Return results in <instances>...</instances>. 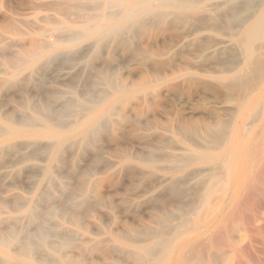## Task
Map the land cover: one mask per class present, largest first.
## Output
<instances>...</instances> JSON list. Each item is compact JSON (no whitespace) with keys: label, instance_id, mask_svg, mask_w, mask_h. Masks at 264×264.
Instances as JSON below:
<instances>
[{"label":"bare ground","instance_id":"1","mask_svg":"<svg viewBox=\"0 0 264 264\" xmlns=\"http://www.w3.org/2000/svg\"><path fill=\"white\" fill-rule=\"evenodd\" d=\"M134 1H137V0H134ZM66 2H67V0H66ZM96 3L99 4L98 2H95V4ZM106 3H108L109 5L112 4L111 7L113 5H117V4L121 5V7H120L119 11L115 13V15H113L114 13L112 14L113 10L112 11L109 10V11H111L109 13H108V11H106L108 13V15H107V13H106V15L101 14L102 16L99 18H96V19H93V17H92L91 18L92 20H90L91 22H88L84 25L86 37H87V35L97 34V33H101L104 36L108 33L113 32L120 25L127 23V22H130V21L139 22L141 20L140 21L141 23L147 22V21H149V19L151 20V18H147V15L152 14L154 9H158L159 7H162V6L174 7L175 9H177L179 11L178 13H175L174 18H184L187 21V23L189 24L188 27L192 28L191 29L192 32L191 33H184L183 32V34H182V32L180 34L178 32H176L178 34H173L170 38L167 39L168 41L164 44V48L166 50L174 48V47L180 45L181 43H183L184 41H186L190 37V35H196L194 37L195 38V40H194L195 42L193 44L194 47L192 46L193 47V54L191 53L193 55V58L194 59H198V58L200 59L201 57L205 58V56H208V55H217L219 57V61L216 64H212V65L206 64L208 67L210 66V69L204 63V65H205V67H207V69H203L205 67L202 66L201 68H199L200 70L198 71V74L197 75L193 74L190 78L191 83H197V81H199L200 79L203 80V79L208 78L205 81H202L205 83L203 84L204 86H203L202 90H200V93L202 92V95L204 96L205 101H207L208 103L205 105L204 108H202L203 109L202 112L199 111V113H202L199 117H194V115H196V113L193 114V112L190 113L188 111L185 112L183 110H175V111H171V112L167 111V112H169V116H168L167 120L166 121L163 120L164 122H160L159 120L153 119L151 117V115H153V114H150V112L152 110H149V108L146 106V97H145L146 95L145 96H139V98H138L139 103H137V105L132 104L134 106L131 108L130 113H132V114H130L125 109V106L122 105V104H125L127 102V98H129V97L126 98V97L121 95L122 92L129 89L127 86L123 85V82H122V84H119V85H115V86L112 85L114 88V91H115L114 93H111L112 95H110V92L105 93L103 88L98 87L101 90V92L98 94V97H96L97 99H94L95 95H93V93H94V91L96 92L99 89L95 90V88L93 87L94 91H90V92H93L91 94L88 91V94H90L92 97L93 96L94 97L92 98L89 95V98H87L88 97L87 96L86 99L88 100V102L94 103L93 106L98 107L99 113L97 115L89 118L88 117L89 112H87L86 116L88 118L85 119V121L82 124L80 121L82 120L83 116L78 115L80 113H78V114L74 113L76 115L75 117L77 119L80 116L78 122L75 121L77 124L80 122V126L76 128V126L71 125L74 128H72V130L69 132H66V133L60 132V131L59 132H52V130H50L49 126L51 127L50 124H52V122H50V121L55 120L54 119L55 117L53 116L55 113L54 114L52 113L51 116L54 118L50 117V119H51L50 120L48 118L49 114H50L49 112H48V115L45 114L48 117H46L43 120L44 123L42 125H39V127H36V125H35L36 120H34L35 121L34 125L28 124V125L23 126L24 128L21 130V133L23 135L30 136V137H48L52 141V150H51L50 160L42 168L44 177L46 179L45 181L48 184L53 183L56 180L53 167L55 165H57V163H59V162H60V164H61V162L63 163V160H64L63 154H64V151H67V150H65V148L68 145H70L71 143L78 140L80 134L86 133L81 138L84 141L86 138V135L88 133H93V132L95 133L97 131V129H100L98 127L99 126L102 127L103 126L102 123H104L106 121L114 122V127L115 126H118V127L122 126V129H123V127L126 128L125 129L126 132L123 131V133H121V135L122 134L124 135V137L121 136L122 138H126L127 137L126 134H128V138L130 136V138L132 137L133 140L137 141L141 145H144V147H147V150L146 151L143 150L141 155L139 153L140 156H138L137 158H138V161L140 160L142 162V164L146 167L147 171L149 172L150 176H152V179H153V185H149V186H151L150 193L145 197V199H143V202L140 201L142 204H144V205L146 204V207L148 208V212H149L150 218H151V222L149 221L150 224H145L144 223L145 221H144L143 222L144 224L141 223V224H138L135 226L125 227L122 231L119 230L120 232H118V233H116V231L113 230L115 228H113L112 229L114 231L113 234L116 233L115 234L116 240H111V241L110 240H101V239L98 240V239H94L91 237H89V238L85 237L86 240L84 239V240L80 241V242H82L80 245L78 244L79 245L78 246L79 251L77 254L73 253L72 256H67L66 254H64V253H66L64 250V253H62V254H64V256L62 257L64 264H89L88 256L91 257V255L94 253H99L101 255V258L99 256L98 258L100 260L99 261L97 260L93 264H229V262H231V264H241L240 263L241 258L243 257L244 251H246V250L243 251V249H245L244 245L246 244V247H248V243H246L247 240L245 241V244H243V246L241 244L243 241L242 232H245V233H247L248 231L252 232V230H253L252 229V219H251L252 217L248 215L250 218L245 219V220H247L246 223H244L243 225L239 223L235 226L230 227L229 229H227L225 231L226 232V242H225L223 248L220 246V244L223 243V241H221V240L219 241V239H221V238H218V236H217V235H219L218 233L220 232V229H219L220 226L214 225V223H213L214 221L213 222L210 221V218L212 217V215H215L218 212L224 213L225 208L227 207V205H229V204H224L226 199H231V200H229L231 202L235 201L234 198L237 199V197L233 198L231 196V192L233 191L232 187L234 189H236V185H237L236 179H237L240 172H243L246 176L250 175L253 178H257V177L261 176V173L264 172V0H148V1L144 0L142 2L139 1L138 4H132L131 2H129L127 0H107ZM122 3H124V4L122 5ZM103 5H106V4L103 2L102 6ZM96 6L97 5H95L94 7L96 8ZM106 7H108V6H104V8H106ZM117 7H119V6H117ZM98 8L102 9L103 7L98 6ZM85 11H86V9H85ZM96 11H97V8H96ZM124 11H128V14L121 18V16H122L121 14ZM93 13L90 15L93 16L96 12L94 14ZM109 14H112V15H109ZM166 14L169 15L168 13H166ZM170 14H172V13H170ZM95 16H98V14H96ZM158 16H160V15L158 14ZM173 16H174V14H173ZM83 17L80 18L79 22H81V20L85 21V19ZM87 17H88L87 19H89V15H87ZM164 17H162V18L164 19ZM65 18H67V16ZM69 18H67V20H69ZM118 18H120V19L117 23H115V24L109 23L111 20L118 19ZM145 18H147L148 20L146 19L147 21H145ZM157 18H159V17H157ZM179 20L181 21V19H179ZM59 21L60 20H57V21L52 20V22H57V23H59ZM72 21H74V20H72ZM75 22H77V20ZM62 23H64V22H62ZM174 23H176V21ZM184 23H185V21H184ZM63 28H65V27H63ZM47 29L49 30V28H47ZM68 29L69 30H66V32L72 30V29L70 30V28H68ZM74 30H76V29H74ZM77 31L79 32V30H77ZM62 32H60V33H62ZM66 32L63 33L64 37L61 36V38L62 37L65 38V35L67 37L68 32L67 33ZM116 34H117V32H116ZM70 35H71V33H70ZM70 35H68L67 38H70V39H71V37H75V39L79 38L78 37L79 34L76 35L78 38L74 35H71V36ZM97 36L95 35L94 37H97ZM61 38H58L57 41ZM67 38H65V39L67 40ZM81 38H84V37L82 36ZM98 38H96V39H98ZM42 41H44V40H42ZM66 42H68V40ZM51 43L46 42V43H44V45L45 44L50 45ZM39 44H41V42H39ZM52 45H53V43L51 44V46ZM48 46H46V47H48ZM41 47H42V44L40 45V48ZM65 47H67V45ZM40 48L35 47L34 50H31L30 52H28V59L25 60L24 59L25 57H24L23 61L19 60V56L16 55L18 53H16V54L12 53L11 56H14V55H16L14 57L18 56L17 60H15L12 64L10 63L11 66H15L14 70L11 71L12 74L18 75L24 69L34 67L39 62V60L41 58H43V56L46 53L45 48H41V49ZM9 53H11V52H8V55H9ZM64 54L66 55L65 51H64ZM64 54L62 53L60 55H64ZM8 55H6V56L11 58V56L10 55L8 56ZM20 56H21V54H20ZM22 57H20V58H22ZM52 58H51V60H52ZM204 58L203 59L201 58L200 61L204 60ZM209 58H208V60L210 61L213 57L211 59H209ZM205 60H207V59L205 58ZM47 61H48V59H47ZM209 61H208V64H209ZM7 62H8V60H7ZM190 62H192V61H190ZM190 62H188L187 64H189ZM214 62H216V61L215 60L212 61V63H214ZM0 63H2V62H0ZM187 64H186V66H188ZM192 64L190 63V65H192ZM210 64H211V62H210ZM190 65H189V67H187L188 69L193 68V66L191 67ZM42 66L39 65V67H41V68H42ZM211 67H212V69H211ZM184 68H182V69H184ZM6 69H7V67H6ZM37 72L38 71H36V73ZM110 73H112V72H110ZM189 76H190V74H189ZM102 79L106 80L107 82H109L111 84L113 83V82H111L109 74H107V72H105V71L102 72ZM197 79H199V80H197ZM185 80H186V78H185ZM94 81L95 80H93V82ZM119 81L121 82V80H119ZM100 83H101V81H100ZM145 83L146 82H144L142 84H145ZM95 85H97V82ZM69 86H72V88H73V85L69 84ZM175 87H177V86H175ZM90 90H92V89H90ZM63 91L64 90H62L60 94H62V93L64 94L65 91L64 92ZM107 91L108 90H106V92ZM50 92H51V90H50ZM56 92H59V91H56ZM68 92H71V91L68 90ZM118 93H120V94L116 95ZM85 95H87V91H86ZM110 96H113V97H110ZM171 96H173V93ZM46 97L47 96H45V98ZM55 97H56V95H55ZM47 98H49V97H47ZM50 99H51V97H50ZM48 100L49 99H47L46 102H43V104L48 103ZM52 100L54 101L55 99H52ZM69 100L70 99H68V102H69ZM53 101L50 100L49 103L52 102L51 104L54 105L56 100L54 101V103H53ZM70 101H74V99L71 98ZM192 101L191 102L189 101V102L192 103ZM74 102L76 103V101H74ZM65 103H64V106H65ZM76 104H78V103H76ZM52 105L50 106L51 108L54 107ZM67 105L65 107L67 115H69L70 113L72 114L75 110H77V108L74 109V107H73L74 103L71 104V102H70ZM75 106H78V105H75ZM82 106L83 105H81L80 107H82ZM55 107H54V109L57 108V107L56 108ZM89 107H91V106H89ZM89 107H88V110L90 109ZM84 108L86 109V106ZM162 109L166 110L165 108H162ZM47 110H49V109L47 108ZM62 110L59 111V109H58L57 112L58 113L62 112ZM81 110H83V108ZM85 111L83 113L86 114ZM57 112H56V114H58ZM64 112H62V113H64ZM62 113H60V114H62ZM197 114H198V112H197ZM65 115L66 114L64 113L62 116H65ZM55 116H57V115H55ZM115 116H117V120L115 119ZM60 117H61V115H59V118ZM164 118H166V117H164ZM57 119L58 118H56V120ZM73 120H76V119H73ZM73 120L71 119L70 121H73ZM64 121H66L65 123H67V120H64ZM69 122L67 123V125L62 124L63 121H62V123L60 122L58 124H59V127H61V125L62 126L64 125L65 127L66 126L70 127L68 125ZM30 123H32V122L30 121ZM55 123L56 122H54L53 124L55 125ZM22 124H25V123L22 122ZM26 124H27V122H26ZM58 124H56V125H58ZM71 124H74V123L71 122ZM106 126L108 127V125H106ZM104 127H105V125H104ZM107 127H106V129H107ZM109 128L111 129V126H109ZM103 130L105 131V128ZM104 131H102V132H104ZM107 131H110V130L107 129ZM98 132H100V131H98ZM4 134H7V133H3L2 135H4ZM117 134H119V133H117ZM125 135H126V137H125ZM87 137L89 138V136H87ZM95 138H99V136L97 135V136H95ZM114 138H116V140H118L117 137H114ZM128 138H126V139L128 142H130L131 140H130V138L129 139ZM91 139L92 138H90V140ZM39 142H37V143H39ZM86 142H85V144H86ZM92 142L93 141L91 140L90 144H92ZM137 142H135V143L137 144ZM33 143H35V142H33ZM76 143L77 142H75V144ZM131 143H133V141ZM39 145H38V149H37V146L35 147L37 149V151L40 150L39 148H41V147H39ZM41 145H42V143H41ZM92 145L94 146L95 142ZM128 145H130V144H128ZM34 146H35V144H34ZM70 146H72V145H70ZM121 146H123L124 151L121 150V147H120V148H118L120 150L119 153L121 151L125 152L124 143ZM88 147H89V145H88ZM98 147H99V145H97V148ZM129 148L130 147H128V149ZM128 149H127V152L129 153L130 150H128ZM137 149H138V146H137ZM74 150H76V148ZM37 151L35 150V152H37ZM81 151H83V150L81 149ZM134 151H137V150H134ZM102 152L106 153V151H102ZM47 153H48V151H47ZM119 153L115 152V155L117 156V154H119ZM128 153L122 154L121 155L122 158L128 157L129 156ZM71 154L72 153L67 154V155L70 157ZM96 154H95V156L97 157V159H101L99 157V155L98 154L96 155ZM111 155H113V154H111ZM48 158H49V156L47 157V159ZM106 158H107V156H106ZM106 158L104 157V159H106ZM112 158H114V157H112ZM117 158L118 157H116V159ZM133 158H135V157H133ZM67 160H69V159H67ZM107 160H108V158L106 159L105 163L102 161L101 162L103 164H106ZM43 161H45V160H43ZM69 161L65 160V163L69 162ZM71 161H72V158H71ZM94 162L95 161L93 160L92 163H94ZM97 162H100V161L98 160ZM76 163L78 165V162H76ZM67 164L70 165L71 163L70 164L67 163ZM97 164L95 165L96 167H97ZM108 164H109V162H108ZM108 164H106L105 166H107ZM59 166L61 167L62 165H59ZM92 166H93V164H92ZM92 166H91V168L94 167V166L93 167ZM130 167H129L128 163H126L125 168L124 167L123 168L125 170L126 168L130 169ZM101 168H102V165H101L100 169ZM97 169L95 168V171ZM131 169L137 170V168L136 167L133 168V166ZM159 169H162L163 172L158 173L157 171ZM57 170L60 171L59 168ZM87 170H88V168H87ZM115 170H118V168ZM80 171H82V170H80ZM143 171L145 172V170L142 169V173H143ZM39 172H40V170H39ZM115 172H119V171H115ZM126 172H125V174H126ZM128 172H131V171L128 170ZM140 172H138V173H140ZM83 173H82V175H83ZM86 173H84V174H86ZM98 173H102V171L98 172ZM40 174H42V173H40ZM63 174H65V172H63ZM69 174L70 173H68L67 177L69 176ZM90 174H92V173H89V175ZM113 174H114V172H113ZM127 174H131V173H127ZM135 174H137V173H135V171H134V176H135ZM110 175H111V173H110ZM117 175H118V173H117ZM122 175H124V174L122 173ZM34 176H36V175H34ZM65 176L66 175H64V178H66ZM124 176H127V175H124ZM57 177H58V175H57ZM128 177H129V175H128ZM142 177H143V174H142ZM86 178L87 177H85V179ZM112 178H114V177H112ZM129 178L131 179V177H129ZM133 178H135V177H133ZM138 178H140V177H138ZM82 179H84V178H82ZM115 179H116V177H115ZM122 179L123 178L121 177V180ZM126 179L127 178L125 177V180ZM148 179H150V178L148 177ZM87 180L82 181V182L79 181V185L75 184V186L76 185L78 186L77 189H79V193L82 192V194H84L83 189H85V187L87 186V184L85 185V183H88ZM132 181L133 180L131 179V181H130L131 185H132ZM137 181H139V180H137ZM137 181H133V182L138 183ZM37 182H39V181L37 180ZM65 182H67V181H65ZM148 182L151 183L150 181H148ZM111 183H112V180H111ZM126 183H125V181H123L122 184L126 185ZM136 183H135V185H136ZM145 183H146V180H145ZM94 185H93V187H94ZM147 185L148 184H146V186L144 185V187L147 188ZM60 186L61 185H59L57 188H59ZM50 187H51V185H50ZM127 187H129V186H127ZM144 187H142V188L140 187L141 190ZM49 189H51V188H49ZM49 189H40L36 198L30 199L31 197L30 198L28 197L29 200H28V198H26L27 200L25 199L27 201L28 206H29L28 207V211H29L28 213L29 214H27V215L35 216V217H38L37 219H40V222L39 221L38 222L40 223L41 226L39 227V225L37 224L38 222L36 223L37 224L36 228H38V229L36 230L35 234H33V232H32L34 228L31 231L32 235L27 236L26 234H24V233H28V232L31 233V232L26 230L27 228L24 229L23 225H22L23 230L19 229V228L17 230L16 225H15L16 230H14V229L9 230V232L7 230H5V231L3 230V232L1 231L2 233L0 234V252H1L2 257L0 258V264H11V263L15 262L18 258H22L24 260L25 264H54V262L52 263V261L47 260V259H49V257L47 259L46 258L42 259L43 256H40L41 258L40 257L34 258V256H33L35 254V251L37 252V250H35L36 245L43 246V248L45 246H49V247H51V249L54 252L59 253L61 251L62 246L65 244L64 243L65 240H67V237H68L67 235L70 234L69 233L66 235L64 242H61L60 240L59 241L61 243L58 242L59 238L57 239V237H56L57 243L54 240H51L54 243H49L50 239H51L50 236H52V239H53L54 235H58L60 233H57L55 230L54 232H56V234L53 233L51 235L53 230H51L50 225H48L49 223L47 222L48 223L47 224L46 221L50 222V219L56 217L59 214V212L63 210L61 207L59 210V207H57L59 205H57V206L53 205V203L56 201H57L56 203H59L61 201V199H58V200L55 199V201L53 199L54 202L52 201V203L50 201L49 202L47 201L53 196L52 195L53 192H51L52 190L50 191ZM60 189H61V187H60ZM93 189L96 190L95 188H93ZM106 189H107V187H106ZM115 189H113V190H115ZM123 189L124 188H122L120 190H123ZM259 189H261V188H259ZM75 190L76 189L73 187V193ZM94 190H93V192H92V189L90 191L92 193H94L95 192ZM113 190H111V191H113ZM126 190H128V189H126ZM144 190L148 192L149 188L144 189ZM250 190L251 189H248L247 192L248 191L250 192ZM71 191H72V189H71ZM103 191H101V192H103ZM132 191H134V189ZM143 191H142V193L144 194L145 192H143ZM113 192L115 194L116 191H113ZM66 193H67V191H66ZM127 193H128V191H127ZM140 193H141V191H140ZM55 194L56 193H54V195ZM67 194L70 195L69 193H67ZM105 194H106V192H105ZM114 194H111V195H114ZM116 194H115V196H116ZM128 194H130V193H128ZM135 194L138 195L137 192L134 193V196H136ZM246 195H248V194L246 193ZM251 195H252V193H251ZM251 195H249V196H251ZM19 196H17V198H18L17 202H19V200L22 199L21 197L19 199ZM55 196H56V198H60V196L57 197V194ZM55 196H53L52 198H54ZM98 196H100V195H98ZM140 196H141V194H140ZM100 197H102V196H100ZM110 197H113V196H110ZM97 198H98L97 200L100 201L101 204L104 203V201H103L104 198H99V197H97ZM124 198L127 201L128 198L123 197V199ZM244 198H246V197H244ZM64 199L67 202V199L63 198L61 201L62 204H63V202H65V201H63ZM71 199L72 198H70L69 200H71ZM84 199L86 200L87 198H84ZM84 199H83V201H84ZM118 199H120V197ZM118 199H116V200H118ZM129 199L127 202L130 201ZM258 199H259V197H258ZM263 199H261V202L264 201ZM116 200H113L114 201L113 203H116L117 202ZM45 201H47L49 203V205L52 204L53 206H49V207L47 206V208L43 209L44 206H42V204H43V202L45 203ZM126 201L124 200V202H126ZM25 202H23V204H22L23 206H25V204H26ZM47 202L45 203L46 205H47ZM261 202H260V204H262ZM20 203H21V200H20ZM56 203H54V204H56ZM240 203H242V202H240ZM74 204H75V207H74V210H75V208L77 207L76 202ZM108 204L109 203H107V205ZM117 204H115V205H117ZM17 205H19V204H17ZM66 205H68V204L66 203ZM123 206H124L123 204H122V206H120L121 211L123 209ZM139 206L141 207V205H139ZM133 207H135V206H133ZM144 207L142 208L141 211H143L145 209ZM124 208H125L124 211H127L126 207H124ZM127 208H128V206H127ZM258 208H259V206H258ZM70 209L72 211L73 207H70ZM132 209L133 208L131 207V210H129L130 211L129 213H131ZM262 209H264V207ZM69 210H66L64 212L65 213L68 212L70 215ZM118 210L116 208L117 212L115 211V213H118ZM138 211H140V209ZM72 212L74 213V211H72ZM123 213L124 212H122V214ZM135 213H137V211L136 212L132 211V213L130 215L132 216V214H135ZM259 213H260V211H259ZM62 214H64V213H62ZM139 214H141V213H139ZM64 215H62V216H64ZM124 215H126V214L124 213ZM124 215L122 216V218H124ZM228 215H230V214H228ZM72 216L73 215H70L69 217L67 216L68 217L67 219L70 218V221H71ZM109 216H111V215H109ZM126 216L128 217V213ZM137 216H139V215H137ZM143 216H144V213H143ZM74 217L76 218V216H74ZM227 217H225V218H227ZM259 217H261V216H259ZM19 218L22 219L21 217H19ZM25 218L26 217L23 216V220ZM41 218L44 219V221L41 220ZM131 218L132 217H129L130 222H131V220H130ZM30 219L34 220L35 218L33 219V217L32 218L30 217ZM76 219H74V220H76ZM230 219H231V217H230ZM26 220H27V218H26ZM26 220H25V222H26ZM32 220H31V222H33ZM54 220H52V221H54ZM74 220H72V221H74ZM68 221L69 220H67V222ZM117 221L118 220H116V222ZM25 222H23V223H25ZM41 222H42V224H41ZM54 222H56V221H54ZM118 222H120V220ZM104 223H105V221H104ZM117 223H115V224L117 225ZM19 224H20V220H19ZM19 224H17V227ZM119 224L120 223H118V225ZM106 225H107V223H106ZM80 226L82 227L83 225H80ZM96 226H95V229H96ZM212 227H214L213 230H211ZM54 228H55V225H54ZM56 228H58V227L56 226ZM85 228H86V226L84 227V229ZM117 228H119V227H117ZM65 229H66V227H65ZM90 229H91V227H90ZM87 230H88V228H87ZM22 232H23L24 236H26V237H24V238L21 237L23 235ZM65 232H66V230L64 231V233H61V234H65ZM70 232H71V230H70ZM100 233H102V232H100ZM94 234H96V231H94ZM108 239H109V237H108ZM21 240H22V247L20 246L21 248L18 249L19 251H17V253H12L11 252V250L13 249L12 246L14 244H15L14 246H16L17 245L16 242H18V241L20 242ZM117 241H120L121 243H117ZM251 241H252V239H251ZM258 241H261L260 237H259ZM72 242L73 241H71V244H73ZM259 243L262 244L263 242L261 241ZM67 244H68V242H67ZM240 245L244 248H241ZM263 245H264V243H263ZM225 246H226V248H225ZM38 248H39V246L36 247V249H38ZM40 248H42V247H40ZM263 248H264V246H263ZM249 249L251 250V247H248V250ZM39 251H40V249H39ZM33 252H34V254H33ZM74 252H75V250H74ZM258 252H259V250H258ZM42 253H43V251H42ZM261 253L263 254V252H261ZM48 254H50V253H48ZM250 255L252 256L253 252H251ZM250 255H248V256H250ZM251 256L249 257L250 259H252ZM55 257H57V256H55ZM92 257H95V256L92 255ZM91 259H93V258H90V260ZM263 259H264V257H262L261 260H263ZM252 260H254V262H255L257 259L254 256V258ZM55 261H56V259H55ZM263 261L259 262V263L263 264ZM241 262H243V261H241ZM256 262H258V261H256ZM58 263L56 261V264H58ZM259 263H256V264H259ZM242 264H244V263H242Z\"/></svg>","mask_w":264,"mask_h":264},{"label":"rangeland","instance_id":"2","mask_svg":"<svg viewBox=\"0 0 264 264\" xmlns=\"http://www.w3.org/2000/svg\"><path fill=\"white\" fill-rule=\"evenodd\" d=\"M94 1L95 0H93V1L92 0H67V2H66V0H0V62H2V63H0V134L1 133L2 134L7 133L4 135H2V134L0 135V234L3 232V230L4 231L7 230L8 232H9V230H13V229L16 230L15 225H16L17 230H18V228L22 229V225H23L24 229L27 228L26 230H28L30 232L34 228L32 232H33V234H35L36 230L38 229V228H36V225L38 224L39 227L41 226L39 223L40 219H37L38 217H35V216L27 215V214H29L28 213L29 212L28 211L29 206L27 204L26 198L31 197L30 199H34L38 195L40 189L51 188L49 190L50 191L52 190L51 191V192H53L52 195L55 196L57 194V197L60 196V198H56V196L54 198H52L53 197L52 196L49 200H47L48 202L50 201L52 203L53 199H54V201H55V199L56 200L61 199V201H62L63 198H66L67 202L65 199L63 200V201H65V202H63V204L60 200H59L60 202L58 201L59 203H56L57 201L56 202L53 201L54 203H56V204L53 203L54 206L59 205V206H57V207H59V210H60V207L63 210L61 209L62 211L59 212L60 215L58 214L56 217L50 219V222L46 221V223L47 222L49 223V224L48 223L47 224L50 225L51 230H53L51 235L53 233L56 234V232L60 233L58 235H54L53 239H52V236H50L51 239H50L49 243H54L51 240H54L57 243L56 240L58 238H59L58 242H60V241L64 242L66 235L70 233L69 235H67L69 238L67 237L68 241L65 240V242H64L65 244L62 246L61 251L59 253L54 252L51 249V247H49V246H45L44 247L45 249H44L43 246L36 245L35 250H37V252L35 251V254L33 252V254H34L33 256H34V258H38L40 256H43L42 259H45V258L47 259L49 257V259H47V260L52 261V263L54 262V264H56V261H57V263L60 261L58 264H64V262L62 260V257L64 256V254H66L67 256H72L73 253L77 254L79 251L78 246L82 243L80 241H82L84 239L86 240L85 237H87V238L91 237V238L98 239V240L101 239V240H110L111 241V240H116L115 234L122 231L125 227L135 226V225H138L141 223L142 224H144V223L150 224L151 218H150V214L148 212V208L146 207V204L144 205L140 201L143 202V199H145V197L150 193L151 186H149V185H153V179H152V176H150L149 172L147 171L146 167L142 164V162L140 160L138 161V158H137L138 156L141 155L143 150L144 151L147 150V147H144V145H141L137 141L133 140L132 137L130 138V136H129V138L131 141L129 140L130 142H128L126 139V138H128V134H126L127 137L125 135L126 138H122V137H124V135L123 134L121 135V133H123V131L126 132L125 131L126 128L123 127V129H122V126H119V127L115 126L114 127V122L106 121V122L102 123V125H103L102 127L101 126L98 127L100 129H97V131L95 133L94 132L88 133L89 135L88 134L86 135V138L84 140L85 142L87 141L86 144L81 139L82 136H84L86 134V133H83V134H80L79 139L75 141V142H77L76 144H75V142H73L70 144L72 146L68 145L65 148V150H67V151H64L63 163L61 162V164H60V162H59V163H57L58 166L55 165L54 166L55 168L53 167L56 180L53 183L48 184L45 181L46 179L44 177L42 168L50 160L51 150H52V141L48 137H30V136L23 135L21 133V130L24 128L23 126L28 125V124L34 125V122H35L34 120H36L35 125H36V127H39V125H42L44 123L43 120L46 117H48L46 115H48V112H49L50 113L49 117H48L49 119H50V117L51 118L55 117L54 118L55 120H56V118L59 119V120L57 119L56 121L55 120L50 121V122H52V124H50L51 127L49 126L50 130H52V132H59V131L64 132V133L69 132L72 130V128H74L73 126H76V128H77L80 126V122L82 124L85 121V119H87L88 117L90 118V117L95 116L99 113L98 107L93 106L94 103L88 102V100L86 99L87 96H88L87 98H89V95L91 93H93L90 91H94V88H95V90H98L99 89L98 87H100V88L104 89L105 93L110 92V95H112L111 93L115 92L113 86L122 84V82H123V85H125L129 88L128 90H125L124 92L121 93L122 96H124L126 98L129 97V98H127V102L125 104H122L123 106H125V109L128 111V113L131 112V108L134 105H137V103H139V99H138L139 96H145L146 95L145 96L146 97V106L149 108V110H152L151 111L152 113L149 111L150 114L154 115V116L151 115V117L153 119L159 120L160 122L166 121L168 116H169V112L175 111V110H183L185 112L188 111L190 113L193 112V114L196 113V115H197V116L194 115V117H199L202 114V113H199V111L202 112L203 111L202 108H204L205 105L208 103L207 101H205V98L202 95V92L200 93V90H202V88L204 86L203 84L205 83L202 81H205L208 78L203 79V80L197 79V80H199V81H197V83H191L190 78L193 74L197 75L198 71L200 70L199 68H201L202 66L205 67L206 64L207 65L216 64L219 61V57L217 55L205 56V58L207 60H205L204 57H201L202 59L204 58V60H202V61H200L201 58L200 59L199 58L198 59L193 58V55H192L193 54V47H194L193 44L195 42L194 37L196 35H190V37L186 41H184L183 43H181L180 45H178L174 48H171L168 50H166L164 48V44L168 41L167 39L170 38L173 34H178V33L180 34L181 32H182V34H183V32L184 33H191L192 32V30H191L192 28L188 27L189 24L187 23V21L184 18H174L175 13L179 12L174 7L162 6V7H159L158 9H154L152 14L147 15V18H151V20L149 19V21H147L148 19L145 18V21H147V22L141 23L140 22L141 20L139 22L130 21V22H127V23L120 25L113 32L108 33L104 36L101 33H97V34L87 35V37H86L84 25L88 22H91L90 20H92L91 19L92 17H93V19L99 18L102 15H106V13H107L106 11H108V13H109L112 10L114 11V12L112 11V14L114 13L113 15H115V13L118 12L120 7H121V5H118V4L113 5L111 7L112 4L109 5L108 3H106L107 0H96L95 2H98L99 4H97V3L95 4ZM127 1L131 2L132 4H138L139 1L142 2L144 0H137V1L127 0ZM103 2L106 5L102 6ZM123 4L124 3H122V5ZM95 5H97L96 6L97 11H96V8L94 7ZM98 6H101L103 8L102 9L98 8ZM104 6H108V7L104 8ZM117 6H119V7H117ZM85 9H86V11H85ZM109 10H111V11H109ZM93 12L94 13L96 12V13L94 14ZM92 13L94 14L93 16L90 15ZM108 13H107V15H108ZM166 13H168L169 15H167ZM170 13H172V14H170ZM96 14H98V16H95ZM112 14H109V15H112ZM127 14H128V11H124L121 14L122 15L121 18L126 16ZM158 14L160 16H158ZM173 14H174V16H173ZM87 15H89V19H87L88 18ZM66 16H67V18L70 17L71 19L69 18V20H67V18H65ZM81 17H83L85 19V21L81 20V22H79ZM157 17H159V18H157ZM162 17H164V19ZM119 19L120 18L113 19L109 23L115 24L119 21ZM179 19H181V21ZM52 20L53 21L54 20H56V21L60 20V21H59V23H57V22H52ZM72 20H74V21H72ZM76 20H77V22H75ZM175 21H176V23H174ZM184 21H185V23H184ZM62 22H64V23H62ZM63 27H65V28H63ZM47 28H49V30ZM68 28H70V30L71 29L72 30L67 31L68 32L67 33L66 30H69ZM74 29H76V30H74ZM77 30H79V32ZM64 31L68 35H70V33H71V35H74V36L79 34L78 35L79 38L76 36L78 39H75V37H71V39H70V38H67L68 35H67V37L65 35V38H67V40H68V42H66L67 40L65 38H63L64 37L63 33H65ZM60 32H62V33H60ZM116 32H117V34L118 33L119 34L117 35ZM176 32H178V33H176ZM95 35L96 36L98 35V36L94 37ZM61 36H63V37L61 38ZM82 36L84 38H81ZM58 38H61V39H59L60 41L59 40L57 41ZM96 38H98V39H96ZM42 40H44L45 42ZM39 42H41V44H42L41 48H45V51H46L43 58H41L39 60V62L34 67L26 68L22 72H20V74L13 75L11 71L14 70L15 66H11V64L15 60L18 59V56H19L20 61H23L24 57H25L24 58L25 60L28 59V52H30L31 50H34L35 47L40 48L41 44H39ZM46 42L47 43L52 42L53 45L51 46L52 43L50 45L49 44L44 45V43H46ZM66 45H67V47H65ZM46 46H48V47H46ZM64 51H65L66 55L64 54ZM8 52H11V53H9L10 56L12 53H14V54L18 53V54H16L18 56L14 57V56H16V55H14V56H11V58L7 57L6 55H8ZM62 53L65 56L60 55ZM20 54H21V56H20ZM20 57H22V58H20ZM207 57L208 58L210 57L209 59H211L212 57L213 58L209 61ZM51 58H52V60H51ZM47 59H48V61H47ZM7 60H8V62H7ZM214 60L216 62L212 63V61H214ZM190 61H192V62H190ZM208 61H209V64H208ZM188 62H190L191 64L193 63L194 65L193 64L190 65V63L187 64ZM210 62H211V64H210ZM204 63H205V65H204ZM186 64L188 66H186ZM39 65L40 66L43 65L42 68L39 67ZM189 65L191 67L193 66V68L188 69L187 67H189ZM6 67H7V69H6ZM207 67H205L203 69H207ZM212 67H211V69H212ZM182 68H184V69H182ZM208 68L210 69V66ZM35 70L38 72L36 73ZM104 71L107 72V74H109L111 82H113L112 84L107 82L106 80L102 79V72H104ZM110 72H112V73H110ZM189 74H190V76H189ZM185 78H186V80H185ZM93 80H95L97 82V85H95L96 82L95 81L93 82ZM99 80L101 81L102 84L100 83ZM119 80H121V82ZM144 82H146V83L142 84ZM69 84L73 85L74 89L72 88V86H69ZM175 86H177V87H175ZM89 88L92 90H90ZM61 89L65 91L64 94L63 93L60 94L62 91ZM50 90H51V92H50ZM68 90H70L71 92H68ZM106 90H108V91L106 92ZM56 91H59V92H56ZM86 91H87V95H85ZM88 91L90 94H88ZM100 92H101L100 89L96 92L94 91V93H93V95H95L94 99H97L96 97H98V94ZM172 93H173V96H171ZM119 94L120 93H118L116 95H119ZM55 95H56V97H55ZM45 96H47L49 98H47V97L45 98ZM50 97H51V99H50ZM70 97L73 98L74 101H76V103H78V104H76L74 101H70L71 100ZM110 97H113V96H110ZM47 99H49L48 103H46L47 105L45 103L43 104V102H46ZM52 99L56 100V101L54 100L55 103ZM68 99H70L69 102H68ZM50 100L53 101L54 105L51 104L52 102L49 103ZM189 101L190 102L192 101V103H190ZM70 102H71V104L74 103L73 107H74V109L77 108V110H75L76 112L74 111L72 114L70 113L69 115H67L65 107ZM64 103H65V106H64ZM50 104L54 107L57 105L59 108L57 106H56L57 108L56 107L55 108L57 110L59 109V111L64 108L62 110V112L65 111L64 113L67 115V116L65 115L67 118L65 116H62L64 113H62V112L58 113L57 110L54 109V107L51 108ZM132 104H134V105H132ZM75 105H78V106H75ZM81 105H83L84 107L86 106L87 110L83 106L80 107ZM89 106H91V107H89ZM79 107L81 109L83 108V110H81ZM88 107L90 108L89 110H88ZM47 108L49 110H47ZM162 108H165L166 110H163ZM84 111L86 112V114L83 113ZM167 111H169V112H167ZM56 112L59 115H61L60 118L62 120L59 118V115L56 114ZM87 112H89L88 117L86 116ZM197 112H198V114H197ZM52 113L53 114L55 113L53 115L54 117L51 116ZM60 113H62V114H60ZM74 113L75 114L80 113L78 115L83 116V118L81 117L82 120L78 124L76 122H78L80 116L77 119L75 117L76 115ZM130 114H132V113H130ZM55 115H57V116H55ZM164 117H166V118H164ZM63 119L67 120V123L71 119L72 120L76 119V120L69 122L68 125L70 127H68V126L65 127L64 125H67V123H65L66 121H64ZM115 119L117 120V116H115ZM30 121L32 123H30ZM62 121H63V123H62ZM22 122L25 124H22ZM26 122H27V124H26ZM54 122H56L55 125L53 124ZM60 122L62 124H64L63 126L61 125V127H59V124H58ZM71 122H73L74 124H71ZM56 124H58V125H56ZM71 125H73V126H71ZM104 125H105V127H104ZM106 125H108V127ZM109 126H111V129L109 128ZM106 127L110 131H107ZM104 128H105V131L103 130ZM101 130L104 132H102ZM98 131H100L101 133ZM117 133H119V134H117ZM97 135L99 136V138H95V136H97ZM87 136H89V138ZM114 137H117L118 140H116V138H114ZM90 138H92L91 139L93 141L92 144L95 142V145H94L95 147L92 144H90L91 143ZM132 141H133V143H131ZM134 141L137 142V144ZM33 142H35V143H33ZM37 142H39V143H37ZM126 142L130 145H128ZM41 143H42V145H41ZM123 143L125 145L124 146L125 152H123L124 151L123 146H121V145H123ZM34 144H35V146H34ZM96 144L99 145L98 148H97ZM38 145L41 148H39L40 150L37 151ZM88 145H89V147H88ZM36 146H37V149L35 148ZM73 146L76 148V150H74L75 148ZM137 146H138V149H137ZM120 147H121V150H123V151H121L119 153L120 150L118 148H120ZM128 147H130V148L128 149ZM81 149L83 151H81ZM127 149L130 150L129 153L127 152ZM35 150L37 152H35ZM134 150H137V151H134ZM47 151H48V153H47ZM102 151H106V153L102 152ZM115 152H118L119 154H117V156H116ZM70 153H72V154L69 157L67 154H70ZM96 153L99 155V157L101 159H97V157L95 156ZM124 153L125 154L128 153L129 156L122 158L121 155ZM139 153H140V155H139ZM111 154H113V155H111ZM46 156L47 157L49 156V158L47 159ZM106 156L109 160V161L107 160V162H106V164H108V162H109V164L107 166H105L106 164L102 163V162L105 163V161L107 159ZM111 156L114 158H112ZM104 157L106 159H104ZM116 157H118L119 159L118 158L116 159ZM133 157H135V158H133ZM66 158L69 159L70 161L67 160ZM71 158H72V161H71ZM94 158L97 161L99 160L100 162H97ZM92 159L95 161L94 163H92V161H93ZM43 160H45V161H43ZM65 160L69 161V162L65 163ZM76 162H78V165ZM67 163H69V164L71 163V164L68 165ZM126 163H128L129 167L131 166L130 169L133 166V168L136 167L138 171L136 169L130 170L129 168H126L124 170ZM92 164L96 169L98 168L96 171H95V168L92 166ZM96 164H97V167L95 166ZM59 165H62V166L60 167ZM101 165H102V168H101L102 170L100 169ZM91 166L94 169L91 168ZM58 168L60 169V171L57 170ZM87 168H88V170H87ZM117 168H118V170H115ZM127 169L131 172H128ZM142 169L145 170V172L147 174L144 171L142 173ZM39 170H40V172H39ZM80 170H82V171H80ZM100 170L102 171V173H98V172H101ZM62 171L65 172V174H63ZM115 171H119V172H115ZM134 171L138 175L135 174V176H134ZM83 172L84 173L87 172V173L84 174ZM113 172H114V174H113ZM125 172H126V174H125ZM138 172H140V173H138ZM157 172L162 173L163 170L159 169ZM40 173H42L43 175ZM68 173H70V174L67 177ZM82 173H83V175H82ZM89 173H92V174H90L91 176L89 175ZM110 173H111V175H110ZM117 173H118V175H117ZM122 173L124 175H127V176L122 175ZM127 173H131V174H127ZM142 174H143V177H142ZM34 175H36V176H34ZM57 175H58V177H57ZM64 175H66L65 176L66 178H64ZM128 175H129V177H131V179L133 181L139 180L140 182L137 181L138 183H136V182L132 181V185H131V182H130L131 179L128 177ZM147 176L150 179H148ZM85 177H87V178L85 179ZM112 177H114V178H112ZM115 177H116V179H115ZM121 177L123 178L122 180H121ZM125 177L127 178L126 180H125ZM133 177H135L137 180ZM138 177H140V178H138ZM82 178H84V179H82ZM37 180L39 182H37ZM86 180L88 181V183H85V185L87 184V186L85 187L86 190L83 189L84 194H82V192L79 193V189H77V187H78L77 185H79V181L82 182V181H86ZM111 180H112V183H111ZM145 180H146V183H145ZM63 181L64 182L67 181V182L64 183ZM123 181H125V183L127 182L126 185L122 184ZM148 181H150L151 183H149ZM135 183L137 186L135 185ZM75 184H77V185L75 186ZM146 184H148L147 188L144 187V185L146 186ZM236 184H237L236 189H234L232 187L233 191L231 192V196L233 198L237 197V199L234 198V200H235L234 202L229 201L231 199H226L224 204H229V205H227V207L225 208L224 213L218 212L215 215H212V217L210 218V221H212V222L214 221L213 222L214 225L220 226L219 227L220 232L218 233L219 235H217V236H218V238H221V239H219V241L220 240L223 241V243L220 244V246L223 248L224 244L226 242V232L225 231L227 229H229L230 227L235 226L239 223L243 225L247 221L245 219L250 218L249 216H251L252 217L251 218L252 219V229H253L252 232L253 231L254 232L253 233L251 231H248L247 233L242 232L243 241L241 243L243 246V244H245V241L247 240L246 243H248V247H251V250L249 249L250 250L249 251L248 247H246V244L244 245L245 249H243V251L244 250H246V251H244L243 257L241 258V261H243V262L240 261V263L241 264L242 263H244V264H254L255 263L256 264V263L262 262L264 260V259L261 260L262 257H264V248H263V246H264L263 245V243H264V227H263L264 226V209H262L264 207V201H263L264 200L263 199L264 198V172L261 173V176H259L257 178H253L250 175L246 176L243 172H240L237 179H236ZM50 185H51V187H50ZM59 185H61L60 186L61 189H60V187L57 188ZM93 185H94V187H93ZM127 186H129V187H127ZM73 187L76 189L74 191V193H73ZM92 187L95 188L96 190H94ZM106 187H107V189H106ZM140 187L141 188L144 187V188L141 190ZM54 188L55 189L57 188V189L55 190ZM122 188H124V189L120 190ZM132 188L134 189V191H132L133 190ZM148 188H149L148 192L144 190V189H148ZM257 188L258 189L261 188V189L258 190ZM71 189H72V191H71ZM91 189H92V192H93V190L95 192L92 193L90 191ZM113 189H115V190H113ZM126 189H128V190H126ZM248 189H251L250 192L248 191L249 193L247 192ZM111 190L116 191L115 194L118 192L116 194V196H115L114 192ZM66 191L70 195H68L66 193ZM101 191H103L104 193ZM127 191L130 194H128ZM140 191H141V193H140ZM142 191L145 193L143 194ZM244 191L248 195H246V193ZM105 192H106V194H105ZM136 192L138 193L139 196L137 194H135L136 196H134V193H136ZM54 193H56V194L54 195ZM110 193L114 194V195H111ZM251 193H252V195H251ZM140 194H141V196H140ZM98 195H100L102 197H100ZM249 195H251V196H249ZM17 196H19V199H20V197L22 198V199H20L21 203H20V200H19V202H17L18 201ZM96 196L99 198H104V200H103L104 203L101 204V202L97 200L98 198ZM110 196H113V197H110ZM119 197H120V199H118ZM123 197H126L128 199L130 198L129 199L130 201L127 202L128 199L126 201V199L125 198L123 199ZM244 197H246V198H244ZM258 197L260 200L258 199ZM29 198H28V200H29ZM70 198H72V199L69 200ZM84 198H87V199L85 200ZM83 199H84V201H83ZM116 199H118V200H116ZM261 199H263L262 200L263 202H261ZM113 200H116L117 202L113 203L114 202ZM124 200L126 202H124ZM47 201H45V203ZM23 202L26 203L25 206L22 205ZM48 202H47V205L43 202V204H44V205L42 204V206H44L43 209L47 208V206L48 207L53 206L52 204L49 205ZM75 202H76L77 207L74 210V207H75L74 203ZM240 202H242V203H240ZM260 202L263 205L260 204ZM66 203L68 205H66ZM107 203H109V204L107 205ZM17 204H19V205H17ZM115 204H117V205H115ZM122 204L124 206H123V209L121 211L120 206H122ZM139 205H141V207ZM111 206L112 207L114 206V207L112 208ZM127 206L129 209L127 208ZM133 206H135V207H133ZM258 206H259V208H258ZM70 207H73L72 211H74V213L76 212L75 213L76 215L71 211ZM124 207H126L127 211H124L125 210ZM131 207L133 208L132 209L133 212L137 211V213H135L136 215L135 214H132V216L130 215L132 213V211H131V213H129L130 212L129 210H131ZM143 207L145 209L143 211H141ZM116 208H117V210L119 209L118 213H115ZM65 209L66 210L70 209L69 210L70 215H73L71 217V221H70V218L67 219L70 215L68 212H66V213L64 212V211H66ZM139 209H140V211H138ZM259 211L261 214L259 213ZM61 212L64 213L65 215L62 214ZM122 212H124L126 215L128 213V217L126 215H124V213L122 214ZM139 213H141V214H139ZM143 213H144V216H143ZM228 214H230V215H228ZM62 215H64V216H62ZM109 215H111V216H109ZM123 215H124V218H122ZM137 215H139V216H137ZM23 216L26 217L27 220H26V218L23 220ZM74 216H76L77 219ZM229 216L231 217V219ZM259 216H261V217H259ZM19 217H21L22 219H20ZM30 217L31 218L33 217V219L35 218L34 220L36 222L34 220L30 219ZM129 217H132L130 219L131 222L129 221ZM225 217H227V218H225ZM74 219H76V220H74ZM19 220H20L21 225L19 224ZM25 220H26V222H25ZM31 220L33 222H31ZM41 220L44 221V219H42V218H41ZM52 220H54L56 222H54ZM67 220H69V221L67 222ZM72 220H74V221H72ZM103 220L105 221V223ZM116 220H118V221L120 220V222L117 221L118 223H120L119 224L120 226L118 225ZM23 222H25V223H23ZM106 223H107V225H106ZM115 223H117V225ZM17 224H19L20 226L18 225V227H17ZM41 224H42V222H41ZM54 225H55V228H54ZM80 225H83L82 226L83 228ZM56 226L58 228H56ZM85 226H86V228L84 229ZM95 226H96V229H95ZM65 227H66V229H65ZM90 227H91V229H90ZM117 227H119L120 229ZM87 228H88V230H87ZM113 228H115V229H113ZM213 228L214 227H212L211 230H213ZM64 229L66 230L65 234H61V233H64V231H65ZM112 229L116 231L115 234H113L114 231ZM55 230H56V232H54ZM70 230H71V232H70ZM89 230L90 231L92 230V231L90 232ZM221 230L222 231L224 230L223 231L224 233ZM94 231H96V234H94ZM32 232L31 233L28 232L29 234L28 233H24V234H26L28 236V235H32ZM100 232H102V233H100ZM22 234H23V232H22ZM24 234L21 237H23V238L26 237V236H24ZM56 237H57V239H56ZM108 237H109V239H108ZM259 237H260V240L263 242L262 244L259 243L261 241H258ZM251 239H252V241H251ZM71 241H73L72 242L73 244H71ZM20 242L18 241V242H16L17 243L16 246H14L15 244L12 246V248H13L11 250L12 253H17V251H19L18 249H20L22 247V240ZM67 242H68V244H67ZM117 243H121V242L117 241ZM38 246H39V248L36 249V247H38ZM242 246L240 245L241 248H244ZM40 247H42V248H40ZM225 248H226V246H225ZM39 249H40V251H39ZM64 250L66 253H64ZM74 250H75V252L76 251L77 252L75 253ZM258 250H259V252H258ZM42 251H43V253H42ZM251 252H253V255L257 259L256 261H258V262H256V261L254 262V260H252L254 258V256L250 255ZM261 252H263V254ZM48 253H50L51 255ZM62 253H64V254H62ZM92 255H94L97 259L95 257H92ZM92 255H91V257L88 256L89 264H93L97 260L99 261L100 260L98 258L99 256L101 258V255L99 253H94ZM248 255H250L252 259H250L249 258L250 256H248ZM55 256H57V257H55ZM1 257L2 256H1V252H0V258ZM50 257L51 258L53 257L52 258L53 260ZM90 258H93V259L90 260ZM55 259H56V261H55ZM11 264H25V263H24V260L22 258H18L15 262H13ZM229 264H231V262H229ZM263 264H264V261H263Z\"/></svg>","mask_w":264,"mask_h":264}]
</instances>
